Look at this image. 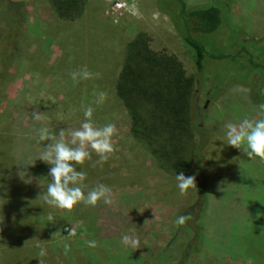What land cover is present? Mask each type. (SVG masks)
I'll return each mask as SVG.
<instances>
[{"label": "rangeland", "instance_id": "1", "mask_svg": "<svg viewBox=\"0 0 264 264\" xmlns=\"http://www.w3.org/2000/svg\"><path fill=\"white\" fill-rule=\"evenodd\" d=\"M183 1L192 6L209 0ZM229 1L218 29L221 34H210L208 43L212 51L227 56L202 60L207 71L216 75L207 90L214 98L201 102L206 107L204 123L209 134L204 150L208 228L206 247L191 257V264H264V161L226 144L224 135L228 122L264 118L260 106L250 98V79L256 81L258 75L252 74L244 53L264 50V0ZM158 7L165 12L157 9L154 0H88L80 22L58 20L54 24L45 0H0L2 107L14 117L19 103L22 125L37 128L25 135L28 139L33 136L35 151L29 150L28 155L20 147L16 149L20 175L31 188L32 210L28 211L32 222L9 242L24 256L52 262L62 254L63 264H175L177 242L184 233L180 230L175 235V216L191 199L192 188L181 195L176 176L160 171L130 137L128 118L120 104L107 94L97 105L93 94L111 91L123 45L137 31L148 34L151 49L175 55L187 74L195 72L193 51L174 28L175 24L181 28L176 4L160 0ZM240 38L246 41L240 43ZM83 66L99 75L73 84L69 73ZM90 105L98 126L116 125V151L102 166L93 152L90 161L76 167L86 173L101 172L99 177L85 180V191L103 183L112 189L113 203H81L71 211L50 206L44 193L51 182V166L35 161L34 152L39 155L46 146L39 141L38 130L79 128ZM34 111L45 119L34 120ZM26 155L31 160L24 159ZM49 215L54 221H49ZM133 229L140 240L138 249L121 243V237L132 234ZM71 231L75 234L70 235ZM90 240L98 246L89 247L86 242ZM65 243L70 245L67 254ZM37 245L46 248L45 256H39Z\"/></svg>", "mask_w": 264, "mask_h": 264}, {"label": "trees", "instance_id": "2", "mask_svg": "<svg viewBox=\"0 0 264 264\" xmlns=\"http://www.w3.org/2000/svg\"><path fill=\"white\" fill-rule=\"evenodd\" d=\"M45 1L57 21L69 23L81 21L88 2V0ZM154 1L157 9L165 12L158 7L160 0ZM173 1L181 22L180 28L174 21V28L178 36L193 51L195 72L187 74L175 55L151 49L148 34L137 31L123 45L117 73L111 91L109 90L107 94L123 108L128 118L127 129L130 137L140 145L160 171L172 176L183 172L186 176L196 177L197 188H192L191 199L175 216L176 223L179 216L191 215V219L184 225L176 224L178 229L175 233L178 236L180 230L184 232L180 235L181 240L177 242L178 258L175 264H191V257L206 247L204 235L206 227L208 228L207 163L204 150L209 141V134L204 123L206 107L202 103L206 99L214 98L212 92L207 90L211 89L212 80H215L216 75L207 71L202 65V60L204 57L219 60L227 56L212 51L208 43L212 40L210 36L209 41L210 34H221L219 30L223 24L222 20L224 21L226 17L224 5L228 4V11L231 1L209 0L204 4L192 6L183 0ZM251 38L255 42L261 41L259 38ZM245 41L241 38L239 40L240 43ZM245 51L252 74L258 75L256 81L250 79V98L260 106L264 104V50H260V54ZM239 53H242V50ZM4 88L2 84L0 264H63L61 259L63 255L60 253L57 256L58 260L39 262L36 256L26 257L10 245V238L19 229H28V224L32 222L28 211L32 210L29 203L31 188L29 183L23 182L20 175L16 149L21 148L22 154L28 155L29 150L35 151L33 136L28 139L25 135L32 134L37 128L22 125L23 110L19 103L16 104L17 116L14 117L7 108L2 107ZM262 112L264 114V110ZM29 120L28 123H32L31 119ZM48 143L49 141H44L41 144L47 146ZM34 153L38 156L36 152ZM24 159L31 160V155H26ZM24 159L21 161L24 162ZM40 162L44 163L41 160ZM100 174L101 172H88L86 180L95 179ZM171 239L173 240L174 236Z\"/></svg>", "mask_w": 264, "mask_h": 264}, {"label": "clouds", "instance_id": "3", "mask_svg": "<svg viewBox=\"0 0 264 264\" xmlns=\"http://www.w3.org/2000/svg\"><path fill=\"white\" fill-rule=\"evenodd\" d=\"M69 75L73 84H78L82 80L93 79L99 74L93 73L88 70L87 66H83L77 71L70 72ZM93 94L96 96L95 103L97 105L102 104L107 99L106 92L100 91ZM260 108L264 110V104L260 105ZM93 113L94 108L91 105L85 108V119L79 128H62L58 132L51 131L47 127H41L38 130L39 141H49L35 161L39 159L51 166L48 173L51 182L47 184L44 193V201L50 206L71 211L81 203L91 206H95L100 200L109 205L113 203L114 193L111 188L103 183H98L95 187L85 191L88 188L84 183L87 179V173L83 170H77L76 167L90 161L93 152L99 157L96 163L102 166L116 151V146L113 143V137L118 134L116 125L108 123L98 126L92 119ZM33 119L42 121L45 117L42 113L34 111ZM224 135L226 144L246 153L249 158L259 157L264 161V118L250 119L245 117L239 123L228 122L224 125ZM35 161L32 164H35ZM175 178L181 195L185 194L189 188H197L194 175L186 176L180 172L176 174ZM48 219L54 221V217L51 215ZM190 219V214L181 215L177 218L176 224L184 225ZM69 234L74 235L75 232L71 231ZM86 243L92 248L98 246V242L95 240ZM121 243L126 247L138 249L140 240L135 234V229L132 230V234L122 236ZM37 246L40 247V245ZM69 250L70 245L65 243V254ZM46 254V248L40 247L39 256L43 257Z\"/></svg>", "mask_w": 264, "mask_h": 264}, {"label": "crops", "instance_id": "4", "mask_svg": "<svg viewBox=\"0 0 264 264\" xmlns=\"http://www.w3.org/2000/svg\"><path fill=\"white\" fill-rule=\"evenodd\" d=\"M49 9V8H48ZM49 11V14L51 13V11H50V9L48 10ZM85 11V10H84ZM51 15H52V13H51ZM52 21H53V23L55 24V21H57L54 17H53V15H52V19H51ZM51 21V22H52Z\"/></svg>", "mask_w": 264, "mask_h": 264}]
</instances>
